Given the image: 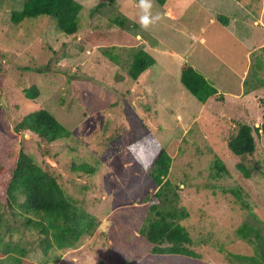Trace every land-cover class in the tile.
<instances>
[{"label":"rangeland","instance_id":"374dc122","mask_svg":"<svg viewBox=\"0 0 264 264\" xmlns=\"http://www.w3.org/2000/svg\"><path fill=\"white\" fill-rule=\"evenodd\" d=\"M76 1L82 6L81 26L67 35L47 15L25 18L24 26L5 25L22 0H0V132L11 140L13 156L31 153L99 223L72 246L44 253L36 231L25 226L21 214H10L0 190L4 241L25 247L23 259L33 264L136 263L151 244L139 232L135 207L154 202L145 196L158 187L133 157L131 144L149 136L158 145L174 144L168 178L178 185L179 203L188 212L180 223L201 256L199 264H239L232 254L246 253L242 243L263 258L264 132L253 131L255 150L248 155L232 153L227 141L241 123L259 127L263 120L264 0L164 5L150 0L151 15L160 19L147 27L139 22V0L107 3L104 15H89L103 0ZM115 14L128 17L126 28L108 23L106 16ZM96 30L104 33L102 39ZM138 49L154 63L133 80L128 67ZM182 62L202 73L223 100L215 95L203 103L189 92L180 81ZM31 84L39 96L27 100L24 89ZM40 108L48 109L69 136L46 142L28 129H15L26 113ZM149 151L151 159L155 151ZM216 156L228 173L215 174ZM83 163L92 170L78 169ZM224 188L239 192L241 200ZM245 223L257 230L248 233L249 240L238 233Z\"/></svg>","mask_w":264,"mask_h":264},{"label":"trees","instance_id":"16d2710c","mask_svg":"<svg viewBox=\"0 0 264 264\" xmlns=\"http://www.w3.org/2000/svg\"><path fill=\"white\" fill-rule=\"evenodd\" d=\"M108 1V2H107ZM164 5L168 0H155ZM114 0L99 1L91 8L89 15L100 13L104 15V7ZM81 4L76 0H22L20 9L9 11L6 24L15 26L22 25L25 18L40 15L51 16L55 21V27L64 34L70 35L79 31V12ZM108 23H115L120 28H126L128 17L124 15L106 16ZM222 24L228 23V18L221 16ZM27 23V22H26ZM99 39L104 33L100 30L94 31ZM154 63L153 57L144 49L133 52L128 67V76L136 80ZM30 70V68H28ZM41 68H35L40 71ZM180 81L199 101L206 102L211 97L220 96L217 88L200 73L189 62L180 65ZM24 96L31 100L39 96V88L31 84L24 89ZM223 97V98H222ZM28 129L41 136L46 142H53L69 136V131L58 119L46 108L32 110L26 113L15 125V129ZM264 132V113L260 126L252 127L241 123L234 135L227 141V147L236 155L252 154L255 150V139L253 131ZM154 137H140L131 144L135 159L140 162L147 171V175L157 185L153 195L145 196V201L151 197L155 198L152 203H144L135 207L142 221L139 232L151 244V248L145 255H137L134 264H199L200 254L190 247L192 243L186 227L180 223L181 219L187 217L186 207L179 203L178 185L169 178L173 152V143L169 145H158ZM149 148L155 153L151 156ZM241 167V166H240ZM78 169L92 170L87 164H79ZM212 168L215 174L228 173V168L222 159L216 156L213 159ZM245 175L248 172L240 168ZM0 190L5 196V207L10 209V214L16 216L21 214L25 226L36 231L39 247L47 253L51 248L63 249L78 242L83 235H91L95 226L99 223L98 218L90 212L80 208L73 199L66 194L56 175L48 168H43L36 162L31 153L20 150L17 156H13L11 140L0 132ZM229 190L239 200V192ZM244 202V201H243ZM0 204V264H33L24 260L26 248L19 244L4 241L3 226L6 223ZM250 231H257L249 224L239 227L238 233L242 238H247ZM258 233V232H257ZM256 235L260 237L259 234ZM251 239L250 237L247 238ZM244 242V241H243ZM248 243V242H247ZM261 256L254 254L255 248L247 250L246 253L232 254L238 257L239 264H258L264 262V239L260 241ZM249 244V243H248ZM235 246L231 247V251ZM233 252V251H232ZM9 261V263H6Z\"/></svg>","mask_w":264,"mask_h":264},{"label":"clouds","instance_id":"9594fccd","mask_svg":"<svg viewBox=\"0 0 264 264\" xmlns=\"http://www.w3.org/2000/svg\"><path fill=\"white\" fill-rule=\"evenodd\" d=\"M139 7L142 10V14L139 17V22L142 26L147 27L150 23L160 19L159 14L151 15V2L150 0H139Z\"/></svg>","mask_w":264,"mask_h":264}]
</instances>
